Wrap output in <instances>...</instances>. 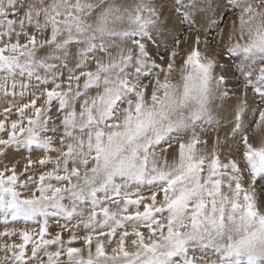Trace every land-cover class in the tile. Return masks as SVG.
I'll return each mask as SVG.
<instances>
[{"label": "snow or ice", "instance_id": "1", "mask_svg": "<svg viewBox=\"0 0 264 264\" xmlns=\"http://www.w3.org/2000/svg\"><path fill=\"white\" fill-rule=\"evenodd\" d=\"M10 151L0 264H264V0H0Z\"/></svg>", "mask_w": 264, "mask_h": 264}, {"label": "rangeland", "instance_id": "2", "mask_svg": "<svg viewBox=\"0 0 264 264\" xmlns=\"http://www.w3.org/2000/svg\"><path fill=\"white\" fill-rule=\"evenodd\" d=\"M232 18H233L232 16L227 17L226 22H225L226 25L228 24V22L231 21ZM182 47H183V51L181 53V57L186 56L188 51L190 50L189 44H183ZM213 47H215V45H213ZM201 48H203V45H201ZM212 54L213 53L209 51V55H212ZM179 59L180 57H178V61ZM227 63L231 64L232 61L229 60L227 61ZM227 151H228L227 149H223L221 159H226ZM28 155L29 154L26 151H19V152L10 151L6 157H0V164L7 163L9 167H11L12 165H16L18 166L20 170H23L24 165L27 163ZM36 155L38 154H34L33 158H35ZM253 194L255 195L260 207L264 208V178L257 179L254 189H253ZM15 223H16V226L18 227H29L33 229L38 228V225L33 222H29L26 224L24 221L18 220ZM51 226L55 227L54 225H51ZM0 230H2V226H0ZM66 236L67 234H65V237ZM16 239L18 242V238ZM0 242H2V240H0ZM76 246H79V245L77 244Z\"/></svg>", "mask_w": 264, "mask_h": 264}]
</instances>
